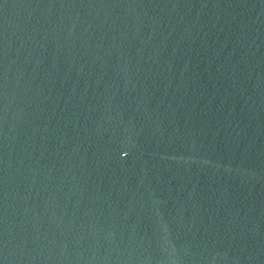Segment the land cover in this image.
<instances>
[{
	"label": "water",
	"instance_id": "1",
	"mask_svg": "<svg viewBox=\"0 0 264 264\" xmlns=\"http://www.w3.org/2000/svg\"><path fill=\"white\" fill-rule=\"evenodd\" d=\"M0 264H264V0H0Z\"/></svg>",
	"mask_w": 264,
	"mask_h": 264
}]
</instances>
